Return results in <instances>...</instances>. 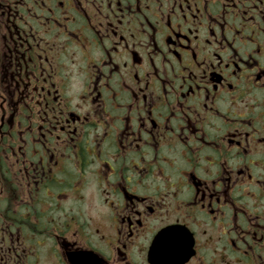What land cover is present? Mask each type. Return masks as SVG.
Here are the masks:
<instances>
[{
  "label": "flooded vegetation",
  "instance_id": "obj_1",
  "mask_svg": "<svg viewBox=\"0 0 264 264\" xmlns=\"http://www.w3.org/2000/svg\"><path fill=\"white\" fill-rule=\"evenodd\" d=\"M0 264H264V0H0Z\"/></svg>",
  "mask_w": 264,
  "mask_h": 264
}]
</instances>
